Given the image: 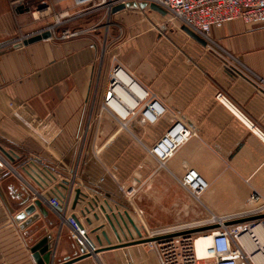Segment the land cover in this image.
Returning a JSON list of instances; mask_svg holds the SVG:
<instances>
[{"label": "crops", "instance_id": "obj_1", "mask_svg": "<svg viewBox=\"0 0 264 264\" xmlns=\"http://www.w3.org/2000/svg\"><path fill=\"white\" fill-rule=\"evenodd\" d=\"M146 12L125 8L92 13L72 22L83 23L73 27L87 30L81 35L52 37L16 47L20 39L35 34L41 26L26 29L27 11L15 7L12 0H0V90L22 100L38 114L54 117L62 133L51 149L64 162L73 161L82 128L99 112L103 92L96 97L97 80L100 77V89H104L113 66L112 59L102 61L108 33L113 36L114 53L168 107L157 123L133 120L131 132L121 129L106 114L99 122L93 120L82 175L91 187L105 176L96 188L105 212L101 208L87 212L91 237L98 249H105L71 264H160L147 243L109 248L140 237L128 218L129 215L139 228L134 206L122 197L115 181L105 175V168L127 180L140 163L153 165L148 149L177 120L195 134L178 147L167 165L179 176L188 169L198 171L208 182L202 199L212 211L220 215L244 211L250 207L253 194L264 200V87L227 67L222 57L229 53L248 74L264 79V23L234 20L213 28L214 51L188 35L181 24H168L166 15ZM128 144L134 152L129 166L124 155L112 158L111 154L113 146L123 148ZM0 145L14 159L1 152L0 158L18 168L31 158L49 157L1 106ZM93 146L100 151L105 148L101 161ZM4 178L1 169L0 183ZM18 211L0 185V264H35L14 219ZM67 257L73 258L70 249L59 250L54 264L65 262Z\"/></svg>", "mask_w": 264, "mask_h": 264}, {"label": "built area", "instance_id": "obj_2", "mask_svg": "<svg viewBox=\"0 0 264 264\" xmlns=\"http://www.w3.org/2000/svg\"><path fill=\"white\" fill-rule=\"evenodd\" d=\"M128 1L157 3L167 11L169 22L187 26L214 51L217 50L213 28L234 20L247 24L264 23V0H12V3L30 12L36 7V13H65L56 16V22L48 29H43L49 30V38H52L61 23L72 22L92 13H111L113 7ZM85 32L86 29H67L60 38L76 37ZM225 54L222 57L227 67L249 76L258 86L264 87L263 78L248 74L235 63L232 55ZM126 77L133 82L131 85L125 83ZM99 92H103L102 101L94 119L99 122L106 114L118 122L121 129L129 132L133 120L154 124L168 111L156 93L120 62L113 63L104 89H100L98 78L96 97ZM0 106L49 154V157L31 158L19 168L0 158V167L4 170V177L15 174L29 190L28 203H34L35 211L43 222L45 235L53 249V259L63 248L70 249L73 258L97 254L98 246L89 232L87 212L91 208L104 209L96 188L105 180V176L99 177L97 186L91 187L82 175L94 119H89L82 128L74 159L66 163L51 149L62 133V127L51 114H38L22 100L1 90ZM231 107L240 115L235 107ZM257 132L261 133L259 129ZM194 134L185 123L177 120L148 149L154 159L153 165L140 164V169L134 171L128 181L120 179L112 169L105 168V175L115 181L122 197L134 206L142 237L149 239L146 243L157 254L160 264H264V243L261 240L264 236V216L230 223L264 214V200L253 194L248 209L220 215L203 201L202 195L208 188V182L197 170L188 169L179 176L169 169V158ZM261 135L264 140V134ZM93 147L95 155L100 152V148ZM144 169L148 173L143 172ZM257 226L260 230H255ZM203 239H209V243L204 253L200 254L198 242ZM251 244L254 251L250 250ZM252 252H256L258 262Z\"/></svg>", "mask_w": 264, "mask_h": 264}, {"label": "water", "instance_id": "obj_3", "mask_svg": "<svg viewBox=\"0 0 264 264\" xmlns=\"http://www.w3.org/2000/svg\"><path fill=\"white\" fill-rule=\"evenodd\" d=\"M146 6H149L151 9L156 10L160 12L163 15L167 14V11L158 5L157 3H148L147 1H142L140 3H136L135 1H128L126 3H122L119 5H116L113 7L112 11L117 12L120 10H123L125 8L128 9H137V8H145ZM22 9V8H20ZM164 28V26H163ZM183 30L190 35L195 40L199 41L203 45H206V41L196 34L194 31L189 29L187 26L182 27ZM51 36V32L49 30H43L41 32L35 33L33 35H30L26 37L23 41L18 42L15 46L19 47L22 45L30 44L36 41H40L43 39H47ZM0 152L6 156V158H9L11 160L14 159L12 153H10L8 150H6L4 147L0 145ZM1 170V167H0ZM0 185L2 186L4 193L11 204V206L14 209L19 210L18 213L14 216L15 221L18 224L19 229L22 232L23 237L25 238V241L30 249V253L32 256V259L35 264H54L53 259V249L48 243V238L45 235L46 230L43 227V222L39 219V214L35 211L36 207L34 203H28L30 199V193L27 187L22 183V181L15 175L10 174L8 176H5L4 179H2ZM128 215V214H127ZM264 214L256 215V216H250L246 218H241L235 221H231L230 223L240 222V221H248L256 218L263 217ZM128 218L134 227L137 235L140 237V239L132 242H126L119 245L111 246L109 248H115V247H123L127 246L132 243H146L149 239L142 238V233L136 223L132 220V218L128 215ZM130 230H128L129 232ZM131 232V231H130ZM125 235V232H123ZM103 235L108 243H110V239L108 238L106 231H103ZM99 240L100 245L102 246V241L99 237H97ZM105 248L101 247L97 250V252H100V250H104ZM89 254L78 256L72 259H69L65 262L58 263V264H71L73 262H76L78 260L84 259L89 257Z\"/></svg>", "mask_w": 264, "mask_h": 264}, {"label": "rangeland", "instance_id": "obj_4", "mask_svg": "<svg viewBox=\"0 0 264 264\" xmlns=\"http://www.w3.org/2000/svg\"><path fill=\"white\" fill-rule=\"evenodd\" d=\"M34 9H36V7H34L33 9H31L32 10L31 12L29 10H26L27 11V14H28L27 15L28 16L27 17L28 20H27L26 29L32 30V29H34V28H36L38 26H41V27H39L36 30L37 31L36 33L42 31L43 29H46V28L48 29V27L50 25L54 24L56 22V20H57L56 16H59L61 14L62 15L65 14V13H36L35 12L36 10H34ZM143 10L147 11L146 13H157L155 10H152L149 6H146L145 8H143ZM63 19L64 18H62V20ZM72 22H64V23L59 24L56 27V31H55L53 37H58V38L59 37H62L64 35V32L67 29H73L74 26H78L79 24H83L82 22H80L79 24H77V23H74L73 24ZM168 24H174V25L177 24L178 25L177 22L176 23L175 22L174 23L168 22ZM21 29L24 30V28H22V27H21ZM25 35H27V33ZM112 37L113 36L108 33V38L106 39V44L107 45H105V49L103 50L102 61L105 62V63L106 62L108 63L109 60L112 59L113 60V63L114 62H116V63L117 62H120V63H122L125 66L126 65L125 61L119 55H117L116 53H114L115 52L114 49H113L114 46L111 43L112 42L111 41V38ZM208 47L211 48L210 46H208ZM104 149L102 151L96 153V157L100 161L102 160V155L101 154L103 153ZM121 149H122V151H121ZM141 149H143V148L141 147ZM144 153L145 152H143V154ZM111 154H112V158H114V157L119 158L121 155H124V160L126 161L127 166H129L131 164V162H132L131 157H133L134 152L131 153V146L128 144L127 147H123V148L122 147H119V146H113L112 147V153Z\"/></svg>", "mask_w": 264, "mask_h": 264}, {"label": "bare ground", "instance_id": "obj_5", "mask_svg": "<svg viewBox=\"0 0 264 264\" xmlns=\"http://www.w3.org/2000/svg\"><path fill=\"white\" fill-rule=\"evenodd\" d=\"M125 83L131 85L133 82H131V80H130L129 78L126 77ZM255 230H260V227L257 226V227L255 228ZM261 240H262V242L264 243V236H263V238H262ZM208 243H209V239H203V240H200V241L198 242V251H199L200 254H203V253H204L205 246H206ZM250 250H251V251H254V249H253V244H251ZM252 256L254 257V259H255L257 262L259 261L258 256L256 255V252H252Z\"/></svg>", "mask_w": 264, "mask_h": 264}]
</instances>
